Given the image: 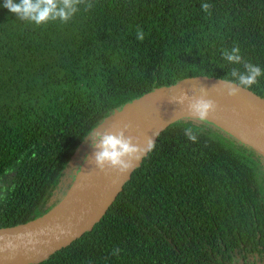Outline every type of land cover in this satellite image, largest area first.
<instances>
[{
    "label": "trees",
    "instance_id": "obj_1",
    "mask_svg": "<svg viewBox=\"0 0 264 264\" xmlns=\"http://www.w3.org/2000/svg\"><path fill=\"white\" fill-rule=\"evenodd\" d=\"M3 3L0 228L51 209L84 143L126 105L188 77L232 79L243 64L221 52L234 45L264 68V0H84L41 26ZM249 90L264 99V76ZM155 141L92 229L36 264H264V156L196 118Z\"/></svg>",
    "mask_w": 264,
    "mask_h": 264
},
{
    "label": "water",
    "instance_id": "obj_2",
    "mask_svg": "<svg viewBox=\"0 0 264 264\" xmlns=\"http://www.w3.org/2000/svg\"><path fill=\"white\" fill-rule=\"evenodd\" d=\"M201 88L206 90V98L215 101L217 107L228 108L242 115L264 137V99L249 89H241L238 95L229 96L221 79L207 76L188 77L174 85L156 89L107 118L98 129L106 126V131L115 133L129 124L131 127L125 136L136 137L133 143L143 147L146 138L156 140L169 125L182 119L196 118L188 104L201 95ZM182 93L187 95V99L177 103L175 98ZM206 121L227 131L208 118ZM227 132L264 156L260 148ZM95 151L93 149L88 153L70 188L51 209L26 223L0 228V264H36L89 232L147 156L134 161V168L127 173L110 169L101 172L98 169L86 186L70 197Z\"/></svg>",
    "mask_w": 264,
    "mask_h": 264
},
{
    "label": "clouds",
    "instance_id": "obj_3",
    "mask_svg": "<svg viewBox=\"0 0 264 264\" xmlns=\"http://www.w3.org/2000/svg\"><path fill=\"white\" fill-rule=\"evenodd\" d=\"M84 0H4L3 7L21 21L32 23L36 26L46 25L50 22L59 21L66 24L80 11V5ZM92 7L86 6V10ZM202 11L208 13L212 7L209 3H201ZM145 33L139 27L136 29V38L143 41ZM221 55L230 64H243L244 71L233 68L230 77L221 78V84L227 91V95L236 96L241 89H250L259 83V78L264 76V68L245 60L238 45L231 49H223ZM201 95L192 99L188 108L199 121H206L210 114L215 113L217 105L212 99L206 98L205 89H200ZM177 103H183L187 95L182 93L175 98ZM131 126L125 124L123 130L112 133L108 131L95 132L92 140L94 163L101 172L109 169L121 174L127 173L134 168V161L141 160L146 154H150L156 147V141L152 137L145 140L143 147L133 143L136 137L125 136V132ZM184 134L189 141L195 143L197 135L193 129L187 127ZM158 135V134H157ZM2 198V197H0Z\"/></svg>",
    "mask_w": 264,
    "mask_h": 264
},
{
    "label": "bare ground",
    "instance_id": "obj_4",
    "mask_svg": "<svg viewBox=\"0 0 264 264\" xmlns=\"http://www.w3.org/2000/svg\"><path fill=\"white\" fill-rule=\"evenodd\" d=\"M208 119L222 126L244 142L252 144L264 151V137L254 126L249 124L248 121L237 112L228 108L217 107L215 113L210 114ZM97 170L98 168L94 163L93 157L79 177L75 185V190L70 197L77 191L84 188L88 180Z\"/></svg>",
    "mask_w": 264,
    "mask_h": 264
},
{
    "label": "rangeland",
    "instance_id": "obj_5",
    "mask_svg": "<svg viewBox=\"0 0 264 264\" xmlns=\"http://www.w3.org/2000/svg\"><path fill=\"white\" fill-rule=\"evenodd\" d=\"M107 127L103 126L100 129H98L96 132H104L106 131ZM94 134L91 136V139L86 141L79 153L78 156V163H82L86 160L87 156L89 155L88 153L91 152L94 148L91 146L92 145V140H93Z\"/></svg>",
    "mask_w": 264,
    "mask_h": 264
}]
</instances>
